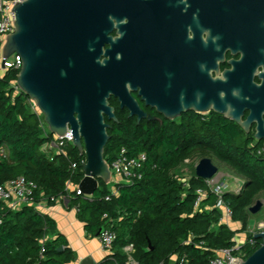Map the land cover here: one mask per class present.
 <instances>
[{
    "label": "trees",
    "instance_id": "1",
    "mask_svg": "<svg viewBox=\"0 0 264 264\" xmlns=\"http://www.w3.org/2000/svg\"><path fill=\"white\" fill-rule=\"evenodd\" d=\"M19 72L12 68L0 76V148L9 152L0 160V186L24 176L35 182L38 190L34 204L20 210L9 209L0 201V264L35 263L43 239L45 259L41 264L76 261L62 235L49 239L56 233V224L36 208L44 201L54 205L61 198L78 210L89 236L97 237L103 227L117 233L113 253L100 264H126L125 249L131 246L132 257L139 264H181L183 260L185 264H211L218 251L237 245V231L220 224L222 213L215 207L212 193L202 205L209 210L195 209L197 190L208 191L206 180L196 172L187 183L177 177L180 167L195 154L214 157L242 178L240 189L224 192L223 200L233 212L232 221L241 225V232H247L242 247L245 260L260 248L262 241L253 239L248 230L253 217L249 209L264 196V148H252L244 142L237 124L217 113L194 114L188 124L185 119L182 125L151 123L142 132L136 124L132 130L130 119L118 114L117 121H109L105 159L110 164L122 149L131 156L146 153L143 177L131 185H116L117 195L112 193V184L100 180L97 191L88 198L67 190L68 182L78 186L83 180L86 155L70 146L69 159L56 156L50 160L46 156L43 149L53 135L44 130L45 121L32 101L16 90ZM73 163L78 166L74 172Z\"/></svg>",
    "mask_w": 264,
    "mask_h": 264
},
{
    "label": "flooded vegetation",
    "instance_id": "2",
    "mask_svg": "<svg viewBox=\"0 0 264 264\" xmlns=\"http://www.w3.org/2000/svg\"><path fill=\"white\" fill-rule=\"evenodd\" d=\"M108 39L111 81L122 82L127 95L124 107L109 100L116 119L142 132L151 123L188 124L194 114L215 113L191 105L213 82L243 121L260 117L248 132L229 121L250 147L264 148V138H255L259 121L264 132V107L254 106L264 100V0H112ZM109 121L117 120L105 115Z\"/></svg>",
    "mask_w": 264,
    "mask_h": 264
},
{
    "label": "water",
    "instance_id": "3",
    "mask_svg": "<svg viewBox=\"0 0 264 264\" xmlns=\"http://www.w3.org/2000/svg\"><path fill=\"white\" fill-rule=\"evenodd\" d=\"M112 0H26L16 2L14 33L6 37L2 58L14 55L22 58L17 76L19 89L35 104L44 116L52 135L60 137L71 131L72 142L81 155L84 178L93 179L84 196H93L99 181L109 185L112 174L105 159V148L110 139L105 115L117 120L111 97H116L124 107L127 95L122 82L111 81V64L104 45L109 41V9ZM104 58V59H103ZM217 83L210 82L208 95H194L191 101L194 112L213 111L228 120L235 121L249 131L251 114L242 120V113L228 105L217 95ZM255 109L264 107V100L254 103ZM191 107V106H190ZM168 120L174 117L167 116ZM141 118H139L140 120ZM256 139L264 138L263 125L259 121ZM196 175L213 180L218 168L210 158H203L196 166ZM263 206L258 200L249 212L256 215ZM100 229L97 237L104 232ZM253 237L262 245L241 264H264V231ZM63 250V247L59 249ZM78 264H96L86 259Z\"/></svg>",
    "mask_w": 264,
    "mask_h": 264
},
{
    "label": "built area",
    "instance_id": "4",
    "mask_svg": "<svg viewBox=\"0 0 264 264\" xmlns=\"http://www.w3.org/2000/svg\"><path fill=\"white\" fill-rule=\"evenodd\" d=\"M26 0H0V65H2L0 69V76L4 74L8 69H21L22 67V58L18 55H14L11 58L4 60L2 58V50L6 41V37L15 31L14 22L16 21L15 13L12 11L16 2H25ZM15 88L19 91V87L17 83L15 84ZM33 103V102H32ZM34 105V109L37 107ZM44 130L47 131L48 126H43ZM49 130V129H48ZM70 146H74L71 137V131L68 129V133L63 136L53 135L44 146L43 151L46 156L53 160L56 156H64L69 159V153L67 148ZM9 152L6 147L0 148V160L4 159L8 156ZM148 162V156L146 153H140L134 156L128 154L126 149H122L117 157L111 161L109 165L111 174H112V182L114 185V189H112V193L117 195L116 185L118 184H127L131 185L134 182L141 180L143 177V171ZM188 162V160L186 161ZM77 164L73 163L71 169L73 172L77 170ZM182 180L183 183H187L188 179L178 177ZM208 191L203 189L197 190V200L195 202V209L199 212H203V210H209L210 207L202 208L203 202L207 199L208 193H212L216 197V208H218L222 217L220 220V224H230L232 223L233 212L229 205H227L223 200V195L225 192V186L220 185L216 178L213 180H206ZM38 190V186L35 182L27 179L24 176H19L15 179L8 181L7 183L0 186V201L2 202H14L16 204L22 205L23 208L25 205L34 204V196L36 191ZM67 190L71 192H76L78 195L84 196L79 190V185L74 186L72 182H68ZM91 198L92 196H85ZM110 200L109 198H107ZM59 200H67L66 198H61ZM20 208V209H21ZM19 209V210H20ZM18 210V209H16ZM78 211V210H77ZM107 216H104L106 219ZM3 224V216L0 212V226ZM264 231V224H260L257 228L255 226L251 227L248 230V234L253 237L254 234H258L259 232ZM100 243L102 245V249L111 255L113 253V247L117 240V233L112 228H106L101 236L98 237ZM254 239V237H253ZM46 243V239L41 241V252L39 254L38 260L33 264H41V262L45 259L44 253V245ZM250 243L253 245V240H250ZM243 244H237L231 249H223L216 253L215 257L212 259L211 264H241L245 260L246 253L243 251ZM133 248L128 247L125 249V253L128 258L126 264H139L132 257ZM181 264H185L183 260Z\"/></svg>",
    "mask_w": 264,
    "mask_h": 264
},
{
    "label": "crops",
    "instance_id": "5",
    "mask_svg": "<svg viewBox=\"0 0 264 264\" xmlns=\"http://www.w3.org/2000/svg\"><path fill=\"white\" fill-rule=\"evenodd\" d=\"M1 67L2 65H0V69ZM111 189H114V185ZM68 203V200H58L54 205H50L46 201L36 205L41 214L50 217L56 224V233L49 239L52 240L57 235H62L67 240L68 246L75 252L76 261L73 264H78L86 259H91L96 264L103 263L109 253L102 249L98 237L88 235L85 224L79 219L78 211L75 208H70ZM4 204L12 210H19L22 207L14 202H4ZM224 225L237 231L234 239L237 244L247 241V232H241L239 223L232 222ZM251 227L253 226L250 225Z\"/></svg>",
    "mask_w": 264,
    "mask_h": 264
},
{
    "label": "rangeland",
    "instance_id": "6",
    "mask_svg": "<svg viewBox=\"0 0 264 264\" xmlns=\"http://www.w3.org/2000/svg\"><path fill=\"white\" fill-rule=\"evenodd\" d=\"M35 110L45 121L44 116L40 113V111L38 109ZM207 158H210L213 164L218 168V175L216 176V181L220 185L225 186V192H237L243 183L242 178L228 165L219 162L214 157ZM201 159L203 158L199 154H195L191 159L188 160V162H185L182 167H180L177 172V177L186 179L191 178L195 174L196 166L198 165ZM258 200L261 202L263 208L258 214L253 215L250 221V225L255 226V228H257L260 224H264V196H261Z\"/></svg>",
    "mask_w": 264,
    "mask_h": 264
},
{
    "label": "bare ground",
    "instance_id": "7",
    "mask_svg": "<svg viewBox=\"0 0 264 264\" xmlns=\"http://www.w3.org/2000/svg\"><path fill=\"white\" fill-rule=\"evenodd\" d=\"M93 179H91V178H87L85 181H84V183L82 184V186H81V191H89V189H88V185L89 184H92L93 185Z\"/></svg>",
    "mask_w": 264,
    "mask_h": 264
}]
</instances>
